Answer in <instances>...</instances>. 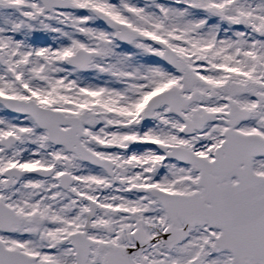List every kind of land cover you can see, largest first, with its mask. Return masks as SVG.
Wrapping results in <instances>:
<instances>
[{"label": "snow or ice", "instance_id": "obj_1", "mask_svg": "<svg viewBox=\"0 0 264 264\" xmlns=\"http://www.w3.org/2000/svg\"><path fill=\"white\" fill-rule=\"evenodd\" d=\"M0 264H264V0H0Z\"/></svg>", "mask_w": 264, "mask_h": 264}]
</instances>
